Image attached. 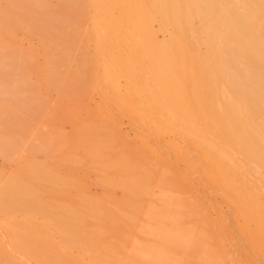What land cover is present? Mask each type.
Masks as SVG:
<instances>
[{
    "label": "bare ground",
    "instance_id": "obj_1",
    "mask_svg": "<svg viewBox=\"0 0 264 264\" xmlns=\"http://www.w3.org/2000/svg\"><path fill=\"white\" fill-rule=\"evenodd\" d=\"M6 1L0 264L264 263V0Z\"/></svg>",
    "mask_w": 264,
    "mask_h": 264
},
{
    "label": "rangeland",
    "instance_id": "obj_2",
    "mask_svg": "<svg viewBox=\"0 0 264 264\" xmlns=\"http://www.w3.org/2000/svg\"><path fill=\"white\" fill-rule=\"evenodd\" d=\"M1 4H2V6H5L6 4H7V1L6 0H1ZM201 29H199V28H197L196 30H195V32H194V39H195V41H198L199 39H200V37H201ZM160 38H163V34H160ZM17 39H18V41L20 42V44H21V46L23 47V48H28V47H30V46H34V47H36V48H38L39 50H41L42 49V47H41V42H40V40H39V38L38 37H36V36H32V37H29V36H27V35H25L24 33H22V32H18L17 33ZM40 60L42 61L43 60V55L41 54V52H40ZM56 91H53L52 92V96L53 97H56ZM67 128L68 129H70V127L67 125ZM124 128H125V130H127V131H131L132 130V128H131V125L128 123V121L127 120H125L124 121ZM24 154H26V152L24 153ZM23 154V155H24ZM39 157L40 158H43V156H42V154H39ZM15 159H11L10 161H9V159H8V161L6 160V158L4 157V156H2V155H0V170H4L5 172H4V175L6 176V174H7V176H8V174H11L10 172L14 169V171H15V168L19 165V162H15L14 161ZM16 160H18L17 158H16ZM18 161H21V158H19V160ZM9 171V173H7ZM262 176L264 175V173H262L261 174ZM262 176H260V178L262 177ZM264 177V176H263ZM263 177L260 179V183H261V186L263 185L264 186V183H263ZM262 181V182H261ZM252 184V186L253 187H255L253 184H254V182L253 181H250ZM251 185H249V183H248V190L247 191H250L251 189H253V187L251 186ZM262 186V187H263ZM95 187V188H94ZM252 187V188H251ZM264 188V187H263ZM250 189V190H249ZM254 190V189H253ZM253 190H251V191H253ZM93 191H96V192H98V193H101V188L99 189L97 186H93ZM261 193V196L260 195H258V196H260L261 198H260V200H261V203H263L264 204V192H260ZM259 193V194H260ZM230 194H232L231 192H230ZM229 194V196H231ZM227 208H228V212H229V215H230V213L232 214V211H231V209H232V205H231V202H229L228 204H227ZM3 216H1V214H0V220H2L1 218H2ZM241 217H239L238 219H239V221H242V218L240 219ZM228 235H229V240H228V252H229V254H230V256H232L233 254H236V258H237V260H236V264H242L243 263V261H244V257H242V255L240 254L241 252L240 251H242V249H243V247H244V243L241 245L240 244V242H239V240H240V236H239V233H238V231L237 230H235L234 229V227H233V223H232V218H231V216L229 217V222H228ZM1 234L3 235V233L2 232H4V237H5V230L4 229H1ZM239 239V240H238ZM242 243V242H241ZM240 247H241V249H240ZM263 250H264V248H262ZM261 249V250H262ZM262 250V251H263ZM240 252V253H239ZM239 253V254H238ZM238 254V255H237ZM241 255V256H240ZM242 257V258H241ZM243 260V261H242ZM246 260V259H245ZM232 261V260H231ZM246 261H244V263H245ZM260 262V263H259ZM257 264H264L263 262H262V260H260Z\"/></svg>",
    "mask_w": 264,
    "mask_h": 264
}]
</instances>
